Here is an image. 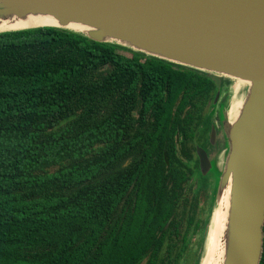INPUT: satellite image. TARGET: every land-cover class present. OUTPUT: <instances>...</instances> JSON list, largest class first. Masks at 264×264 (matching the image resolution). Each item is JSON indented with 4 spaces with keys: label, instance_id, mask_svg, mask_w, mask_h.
<instances>
[{
    "label": "trees",
    "instance_id": "1",
    "mask_svg": "<svg viewBox=\"0 0 264 264\" xmlns=\"http://www.w3.org/2000/svg\"><path fill=\"white\" fill-rule=\"evenodd\" d=\"M229 82L214 104L206 72L54 27L0 33V264H199L220 137L206 175L195 146L214 118L221 133Z\"/></svg>",
    "mask_w": 264,
    "mask_h": 264
},
{
    "label": "water",
    "instance_id": "2",
    "mask_svg": "<svg viewBox=\"0 0 264 264\" xmlns=\"http://www.w3.org/2000/svg\"><path fill=\"white\" fill-rule=\"evenodd\" d=\"M50 17L54 27L222 79L246 82L237 118L222 110L226 146L214 207L230 182L223 264H260L264 226V0H0V19ZM70 24L85 31L68 29ZM211 127L210 143L215 140ZM202 175L212 165L196 149ZM214 209V208H213ZM212 215V214H211ZM209 226V225H208ZM207 226V229H208Z\"/></svg>",
    "mask_w": 264,
    "mask_h": 264
},
{
    "label": "bare ground",
    "instance_id": "3",
    "mask_svg": "<svg viewBox=\"0 0 264 264\" xmlns=\"http://www.w3.org/2000/svg\"><path fill=\"white\" fill-rule=\"evenodd\" d=\"M57 26L55 20L45 16L29 15L24 19H0V31L3 30H16L37 26ZM68 29L75 31H85L86 29L70 24L67 26ZM244 82L238 81L236 84L240 85ZM246 83V82H245ZM238 93V86L233 91V96L236 98ZM241 108V102L233 101L227 111V117L229 122H233ZM229 191L230 182L226 187L219 193L216 205L212 211V215L209 221V226L206 233L205 247L202 251L201 259L199 264H223L224 250H225V230L227 224V216L229 209Z\"/></svg>",
    "mask_w": 264,
    "mask_h": 264
},
{
    "label": "rangeland",
    "instance_id": "4",
    "mask_svg": "<svg viewBox=\"0 0 264 264\" xmlns=\"http://www.w3.org/2000/svg\"><path fill=\"white\" fill-rule=\"evenodd\" d=\"M238 81L236 80H230L229 82V87H228V100H227V107L226 110L228 111L230 105L232 104L233 101H236V102H241L242 100H244L246 94H247V84L243 83V84H236ZM236 86H238V95L237 97L235 98L233 95V91L234 89L236 88ZM214 121H215V124H216V127L217 128H220V125H219V122L216 118H214ZM220 142H221V147H220V153H219V156L217 158V161H216V166L219 170V172L222 171V167H223V164H224V160H225V155H226V146H225V142H224V139H223V134L222 132L220 133ZM212 176H215L213 173H212ZM204 209H206V205L204 204L203 205ZM211 214V213H210ZM207 215L209 216V212H207ZM205 216V215H204ZM211 216V215H210ZM206 238V236H205ZM195 241H194V244L192 245V249L193 251L197 250L198 249V246H197V239L198 237H195L194 238ZM206 241V239H205ZM204 247H205V243H204ZM203 247V249H204Z\"/></svg>",
    "mask_w": 264,
    "mask_h": 264
},
{
    "label": "flooded vegetation",
    "instance_id": "5",
    "mask_svg": "<svg viewBox=\"0 0 264 264\" xmlns=\"http://www.w3.org/2000/svg\"><path fill=\"white\" fill-rule=\"evenodd\" d=\"M211 127L212 126H210V131L207 133V139H206V145H204V146H198V145H196L195 146V155H196V149L199 147V148H202L205 152H206V154H207V157L209 158V160H210V162H211V165H212V167H211V169H210V171L212 170V168L213 167H215V158H216V150H217V139L219 138V136H220V134H218V129L219 128H217L216 129V127H215V132H216V135H215V140H214V143L213 144H211L210 143V132H211ZM196 158H197V156H196ZM197 161H198V158H197ZM199 168V167H198ZM209 171V172H210Z\"/></svg>",
    "mask_w": 264,
    "mask_h": 264
}]
</instances>
